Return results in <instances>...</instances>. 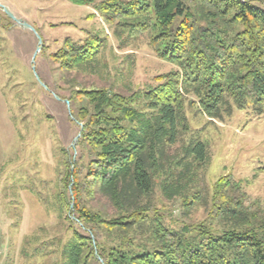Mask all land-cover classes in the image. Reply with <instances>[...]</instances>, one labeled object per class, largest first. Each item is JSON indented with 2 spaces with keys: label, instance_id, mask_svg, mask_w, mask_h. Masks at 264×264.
Listing matches in <instances>:
<instances>
[{
  "label": "trees",
  "instance_id": "obj_1",
  "mask_svg": "<svg viewBox=\"0 0 264 264\" xmlns=\"http://www.w3.org/2000/svg\"><path fill=\"white\" fill-rule=\"evenodd\" d=\"M68 1L130 36L148 35L156 57L176 69L127 95L83 88L67 99L83 129L78 158L45 205L69 212L56 264H101L96 256L103 264H264V217L233 196L240 187L230 178L214 185L202 223L171 224L165 205L201 200L207 146L194 137L180 146L190 108L212 120L250 104L263 111L264 0ZM104 44L99 35L67 39L51 58L64 72L97 71Z\"/></svg>",
  "mask_w": 264,
  "mask_h": 264
},
{
  "label": "rangeland",
  "instance_id": "obj_2",
  "mask_svg": "<svg viewBox=\"0 0 264 264\" xmlns=\"http://www.w3.org/2000/svg\"><path fill=\"white\" fill-rule=\"evenodd\" d=\"M0 5L32 26L43 42L34 72L35 33L16 25L0 8V264H56L70 236L69 212L59 214L45 205L57 193L66 163L76 162L78 144L71 146L83 129L65 102L83 88L127 95L176 68L156 57L148 35L123 33L92 6L68 0H0ZM94 35L105 39L99 70L64 72L52 60L65 40ZM257 108H234L221 120L207 118L196 107L187 111L189 133L180 146L199 138L209 160L199 178V204L187 209L179 201H163L171 224L206 221L214 185L223 178L239 185L232 193L236 199L264 217V107L261 113ZM98 202L93 204L97 208Z\"/></svg>",
  "mask_w": 264,
  "mask_h": 264
},
{
  "label": "water",
  "instance_id": "obj_3",
  "mask_svg": "<svg viewBox=\"0 0 264 264\" xmlns=\"http://www.w3.org/2000/svg\"><path fill=\"white\" fill-rule=\"evenodd\" d=\"M0 8L3 9V11L8 15V17H10V18L16 23V25H18L19 27H21V28H23V29H28V30H30V31H32V32L35 33V35H36V37H37V39H38V47H37V49H36V51H35V53H34V56H33V58H32V65H33L32 68H33V71L35 72V66H34V65H35V60H36V57L38 56V54L40 53V51H41V49H42V44H43V42H42V38L37 34V32L33 29V27L30 26L28 23H25V22H23L22 20L16 19V18L10 13V11H9L7 8L3 7L2 5H0ZM36 77H37V79L39 80V82H40V84L42 85V87H44V89H46V90L48 91V88L45 87V85L40 81V79L38 78L37 75H36ZM54 98H55L56 100L60 101V99H59L57 96H55V95H54ZM65 103L67 104V106H68V110H69V113H70L69 103H68V102H65ZM77 124H78V123H77ZM78 125H81V124H78ZM80 137H81V134H78V136L75 138V140H74V142H73V144H72V146H71L73 149L76 148V146H77V144H78V141H79ZM71 195H72V193H71ZM71 208H72V206H71ZM96 257H97V260L100 261L101 264H103V261H102L98 256H96Z\"/></svg>",
  "mask_w": 264,
  "mask_h": 264
}]
</instances>
